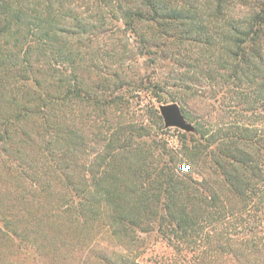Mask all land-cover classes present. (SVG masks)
<instances>
[{"label": "trees", "instance_id": "1", "mask_svg": "<svg viewBox=\"0 0 264 264\" xmlns=\"http://www.w3.org/2000/svg\"><path fill=\"white\" fill-rule=\"evenodd\" d=\"M152 233L167 264H264V0H0V264H161Z\"/></svg>", "mask_w": 264, "mask_h": 264}, {"label": "rangeland", "instance_id": "2", "mask_svg": "<svg viewBox=\"0 0 264 264\" xmlns=\"http://www.w3.org/2000/svg\"><path fill=\"white\" fill-rule=\"evenodd\" d=\"M96 19L99 20L101 23L103 22V20H105L102 23V26L100 27L99 31L96 32V35L99 38L98 42H101L100 44H109V45L116 47L115 48L116 57L123 61L124 66L131 67L135 60V55H134L135 50H131L130 52V49H131L130 48V49H127V51L122 52L123 50L121 46L124 42L126 43L125 40L128 37V35L126 33H123L121 29V25L117 23L115 20H111L107 11H103L102 15L98 16ZM104 48H108V47L104 46ZM132 49H134V47ZM137 61L141 62L140 60H137ZM100 66H103V64H101ZM147 99H148L147 97H143L140 100L139 106L141 107V109L147 104ZM174 103H177L179 107L181 106L179 102H174ZM191 104L192 105H190L189 111L194 112L196 116L204 115V118H205L204 120L209 122L210 119L205 117V115L212 113V108L210 107V105L216 108L218 107L219 102H215L214 100L195 99L194 101H191ZM229 105H232V103L229 102V100L225 99L222 108L223 109L227 108L226 106H229ZM225 110H228V109H225ZM137 113H139V116H141L139 117L140 119L148 120V117L145 116L143 111H139ZM184 118L188 123H190L193 126L192 132H184L177 128L165 129L163 125V121H162L163 130L165 134L163 136L161 135V137L167 138L170 146L175 147L178 143V139L183 134L186 136L187 140L190 139L189 134L194 132V123L188 118L186 117ZM142 244L143 246L146 247V249H145V252L142 254V256L139 258L140 261H143L146 263L159 262L161 264H167L170 259H177V257L171 254V249H169L164 244V242H162L159 239V237L155 233L149 234L148 236H144V240ZM176 264H181V263L178 262Z\"/></svg>", "mask_w": 264, "mask_h": 264}, {"label": "water", "instance_id": "3", "mask_svg": "<svg viewBox=\"0 0 264 264\" xmlns=\"http://www.w3.org/2000/svg\"><path fill=\"white\" fill-rule=\"evenodd\" d=\"M157 109L165 129L177 128L184 132L193 131V126L185 120L177 103L160 104Z\"/></svg>", "mask_w": 264, "mask_h": 264}]
</instances>
